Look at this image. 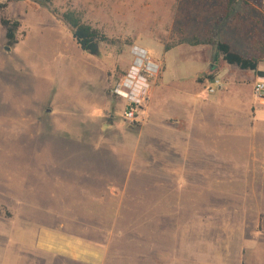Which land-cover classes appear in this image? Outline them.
<instances>
[{
	"label": "rangeland",
	"instance_id": "1",
	"mask_svg": "<svg viewBox=\"0 0 264 264\" xmlns=\"http://www.w3.org/2000/svg\"><path fill=\"white\" fill-rule=\"evenodd\" d=\"M67 11L98 31L95 54L72 37ZM1 17L19 22L12 45L0 24L9 263L31 264L15 237L34 247L58 233L98 246V264H264V95L253 93L264 0H0ZM219 42L256 70L227 64ZM135 52L159 70L142 121L128 123L111 86ZM55 151L102 175L90 184L51 169ZM51 258L34 260L83 264Z\"/></svg>",
	"mask_w": 264,
	"mask_h": 264
},
{
	"label": "crops",
	"instance_id": "2",
	"mask_svg": "<svg viewBox=\"0 0 264 264\" xmlns=\"http://www.w3.org/2000/svg\"><path fill=\"white\" fill-rule=\"evenodd\" d=\"M142 111V108H141ZM143 119V118H142ZM54 158L57 160L55 161V165L57 164V167L51 168L56 171L60 170H67L70 172H76L74 176L83 181L88 180L92 184L93 181L99 178V175L102 173L104 168L102 165L98 163H78L73 162V157H69V161H61V159L66 158L65 152L55 151ZM68 155V154H67ZM66 156V157H65ZM100 166V167H99ZM50 169V170H51ZM101 171V173H99ZM72 175V174H71ZM102 175V174H101ZM89 184V185H90ZM87 201H97L98 198L91 197L86 198ZM57 201H64L63 199L57 200ZM58 234V233H57ZM57 234L49 235L47 234L46 240L41 244H36L34 247L31 246V244L24 242V239L22 237H15L16 241L13 245L20 244L24 251L21 253L20 258H22L25 254V249L27 253H29V256L27 257L28 261H30L31 264H39L38 261H35L34 259H39V253L40 250H42L44 253L49 254L51 256V259H54L59 257L63 258V256L69 258L78 260V262L83 264H98L99 263V251L98 246H94L93 244H87L85 241H81L79 238L77 239H64L62 236H58ZM7 246H8V230L5 228V230L0 228V251L3 252V250H6L4 252L3 257L0 256V264H17L20 263L16 261V259H19V255L11 256L13 257L10 263L8 262L7 257ZM99 250V251H98ZM29 263V262H27Z\"/></svg>",
	"mask_w": 264,
	"mask_h": 264
},
{
	"label": "built area",
	"instance_id": "3",
	"mask_svg": "<svg viewBox=\"0 0 264 264\" xmlns=\"http://www.w3.org/2000/svg\"><path fill=\"white\" fill-rule=\"evenodd\" d=\"M135 58L117 81L111 86V94L123 101L121 118L128 123L141 122V108L147 99L149 89L148 80L156 75L159 67L149 61L146 53L135 52ZM219 85V80L214 79L207 88L208 93L214 92ZM256 97L264 95V78L258 77L253 85Z\"/></svg>",
	"mask_w": 264,
	"mask_h": 264
},
{
	"label": "trees",
	"instance_id": "4",
	"mask_svg": "<svg viewBox=\"0 0 264 264\" xmlns=\"http://www.w3.org/2000/svg\"><path fill=\"white\" fill-rule=\"evenodd\" d=\"M235 2L236 0H227L229 6H233ZM61 18L71 27L72 37L82 48H84L91 41L97 39L98 31L82 23L80 18L73 12L67 11L62 13ZM0 24L5 30V37L7 39L8 45L14 44L16 42L15 32L19 26V22L11 21L1 17ZM99 38L102 39L103 37L100 36ZM216 49L227 64L235 65L240 69L256 70L257 68V62L255 59L243 57L233 52L229 45L224 42L217 43ZM258 76L264 78V71L258 72Z\"/></svg>",
	"mask_w": 264,
	"mask_h": 264
},
{
	"label": "water",
	"instance_id": "5",
	"mask_svg": "<svg viewBox=\"0 0 264 264\" xmlns=\"http://www.w3.org/2000/svg\"><path fill=\"white\" fill-rule=\"evenodd\" d=\"M14 1H20V0H14ZM42 1V0H38ZM85 51H88L90 54H95L97 52V42L96 41H91L84 47Z\"/></svg>",
	"mask_w": 264,
	"mask_h": 264
}]
</instances>
